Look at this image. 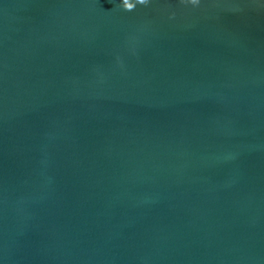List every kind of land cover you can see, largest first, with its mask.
<instances>
[{"label":"water","instance_id":"obj_1","mask_svg":"<svg viewBox=\"0 0 264 264\" xmlns=\"http://www.w3.org/2000/svg\"><path fill=\"white\" fill-rule=\"evenodd\" d=\"M0 0V264H264V0Z\"/></svg>","mask_w":264,"mask_h":264},{"label":"clouds","instance_id":"obj_2","mask_svg":"<svg viewBox=\"0 0 264 264\" xmlns=\"http://www.w3.org/2000/svg\"><path fill=\"white\" fill-rule=\"evenodd\" d=\"M190 2L192 4H196L198 2V0H190ZM147 3H148V0H139V4H147ZM122 6L126 10H132L131 8L127 7L125 0H122Z\"/></svg>","mask_w":264,"mask_h":264},{"label":"snow or ice","instance_id":"obj_3","mask_svg":"<svg viewBox=\"0 0 264 264\" xmlns=\"http://www.w3.org/2000/svg\"><path fill=\"white\" fill-rule=\"evenodd\" d=\"M125 3L128 4V0H125ZM128 7H132L131 5H128Z\"/></svg>","mask_w":264,"mask_h":264}]
</instances>
